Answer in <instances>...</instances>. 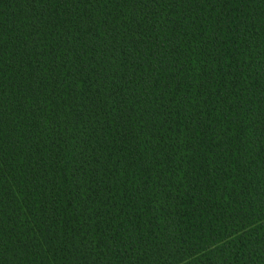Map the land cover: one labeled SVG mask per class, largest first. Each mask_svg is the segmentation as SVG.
Returning a JSON list of instances; mask_svg holds the SVG:
<instances>
[{
    "label": "trees",
    "instance_id": "obj_1",
    "mask_svg": "<svg viewBox=\"0 0 264 264\" xmlns=\"http://www.w3.org/2000/svg\"><path fill=\"white\" fill-rule=\"evenodd\" d=\"M0 264H264V0H0Z\"/></svg>",
    "mask_w": 264,
    "mask_h": 264
}]
</instances>
